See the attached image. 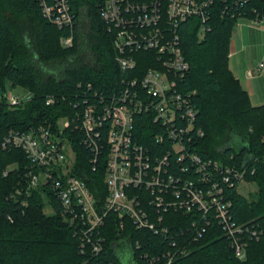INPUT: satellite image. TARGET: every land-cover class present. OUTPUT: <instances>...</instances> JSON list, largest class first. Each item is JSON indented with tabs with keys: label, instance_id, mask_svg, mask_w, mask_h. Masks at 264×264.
<instances>
[{
	"label": "trees",
	"instance_id": "trees-1",
	"mask_svg": "<svg viewBox=\"0 0 264 264\" xmlns=\"http://www.w3.org/2000/svg\"><path fill=\"white\" fill-rule=\"evenodd\" d=\"M102 2H70L74 26L81 5L90 17L94 63L81 65L75 59L76 31L72 44L62 46L60 39L69 30L47 20L39 0H0V89L8 81L31 94L15 106L6 103L3 92L0 95V264H124L119 251L125 247L133 264L149 263L152 256H158V261L150 264H165L169 256L170 264H264V163L260 160L264 153V104H251L228 62L234 26L240 18H264V0H213L206 21L210 30L201 39L198 20L182 22L178 29L182 53L189 63L180 87L192 92L197 110L195 126L201 131L194 136L192 150L238 169L245 163V179L257 186L245 196L238 192V184L224 183V197L231 201L230 221L249 229L236 234L244 244L243 259L235 253L233 238L212 214L206 223L197 212L177 209L162 214L163 225L169 228L165 235L136 229L128 217L108 212L90 236L93 242L101 238L99 252L92 253L91 244L81 252L83 233L63 211L51 182L24 192L32 164L21 148L4 147V138L11 131L40 126L58 132L59 121L67 118L70 123L64 132L75 155L70 173L83 179L98 199L106 197L104 153L92 163L83 132L76 127L78 114L88 105L100 107L108 102L122 90V79L140 76L152 65L153 54L137 51V67L119 69L112 34L101 19ZM53 61L63 63L59 74L44 68ZM49 97L53 102L47 104ZM147 117L145 113L135 117V135L140 142L152 143V133L148 132L152 125ZM101 136L104 141V130ZM251 156L257 159L250 160ZM45 205L50 207L49 214L43 211ZM194 220L197 223L193 224ZM201 227L204 231L199 234ZM252 228L257 230V237L250 236Z\"/></svg>",
	"mask_w": 264,
	"mask_h": 264
},
{
	"label": "built area",
	"instance_id": "built-area-1",
	"mask_svg": "<svg viewBox=\"0 0 264 264\" xmlns=\"http://www.w3.org/2000/svg\"><path fill=\"white\" fill-rule=\"evenodd\" d=\"M39 1L47 20L68 28L69 34L60 39L62 46L71 45L75 33L72 0ZM212 1L103 0L101 19L112 34L119 69H135L140 60L135 55L137 51L153 54L152 65L140 76L122 79V90L115 92L108 102L100 107L88 105L78 114L76 127L83 132V142L93 155L92 163L101 152L104 153L103 182L107 194L103 201L93 194L83 179L70 173L74 159L70 163L64 156L65 145L74 155L64 132L69 119L62 118L58 132L40 126L11 131L4 138V147L21 148L32 164L24 192L28 194L32 188L51 182L63 211L83 233L81 252L87 244H91L92 253L99 252L101 238L93 242L90 236L103 224L108 212L128 217L136 229L165 235L169 228L163 225L162 214L177 209L184 213L197 212L206 223L212 214L233 238L236 255L244 258V244L236 234L249 229L244 224L236 225L230 221L231 201L224 197V183L229 186L239 184L245 179L248 167L243 163L239 169L234 168L219 159L203 158L192 150L194 136L201 135V131L195 126L197 110L192 103V92L180 87L189 63L182 53L179 25L189 19L198 20L197 35L199 39L203 38L210 30L206 21ZM262 19L247 20L256 26ZM12 86L3 94L9 106L31 97L24 87ZM52 102V97L47 98V104ZM139 113H145L151 121L148 132L152 133V143L136 139L135 117ZM103 130L105 138L101 141ZM251 159L257 158L251 156ZM260 160L264 163V153ZM43 211L49 214L50 207L45 205ZM202 231L204 227L198 233ZM250 236L257 237V230L252 228ZM136 247H139L138 243ZM171 259L169 256L165 264H170ZM148 261L145 264L157 262L158 256L149 257Z\"/></svg>",
	"mask_w": 264,
	"mask_h": 264
},
{
	"label": "rangeland",
	"instance_id": "rangeland-1",
	"mask_svg": "<svg viewBox=\"0 0 264 264\" xmlns=\"http://www.w3.org/2000/svg\"><path fill=\"white\" fill-rule=\"evenodd\" d=\"M89 13L85 6L81 5L79 8V16L77 18V22L75 25L76 31V41H77V51L76 60L82 65L88 63H94V55L91 49V40H90V19ZM243 22V19L240 18L237 22ZM238 27L234 26L232 30V37L238 32ZM245 54H241V56H245L241 62L238 56L231 57L229 62V67L232 73L235 75L244 74V79L246 84L242 83V87L248 92L249 100L252 105H260L264 104V41L262 44L257 45L252 49H248L244 52ZM65 62V61H64ZM260 63L262 66L259 67ZM62 61L61 62H51L49 64L44 65V68L47 72H61L62 71ZM241 71V72H240ZM249 76H247V74ZM249 79V81L247 80ZM249 82V83H248ZM13 88L12 84L8 81L4 83L3 89H0V95L5 93L7 89ZM26 89V88H25ZM60 124L62 120L59 121ZM64 156L65 160L68 162H72L74 159V155L72 150L68 145H65ZM256 184L254 182L243 179L239 182L237 190L242 195L248 196L250 193L255 192Z\"/></svg>",
	"mask_w": 264,
	"mask_h": 264
},
{
	"label": "crops",
	"instance_id": "crops-1",
	"mask_svg": "<svg viewBox=\"0 0 264 264\" xmlns=\"http://www.w3.org/2000/svg\"><path fill=\"white\" fill-rule=\"evenodd\" d=\"M238 32L232 37L229 44V59L235 55L241 60L246 57L241 56L248 49H252L264 41V19H262L258 25H251L249 20L243 19V22L236 24ZM231 56V57H230ZM241 72V71H240ZM247 74V73H246ZM236 78L242 84H246L244 74L241 73ZM248 76V75H247ZM249 81V79H247ZM249 83V82H248Z\"/></svg>",
	"mask_w": 264,
	"mask_h": 264
},
{
	"label": "water",
	"instance_id": "water-1",
	"mask_svg": "<svg viewBox=\"0 0 264 264\" xmlns=\"http://www.w3.org/2000/svg\"><path fill=\"white\" fill-rule=\"evenodd\" d=\"M120 252V257L123 260L124 264H133L132 258H131V253L128 249V247L123 248Z\"/></svg>",
	"mask_w": 264,
	"mask_h": 264
}]
</instances>
